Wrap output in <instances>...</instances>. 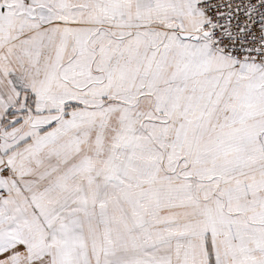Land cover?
Segmentation results:
<instances>
[{
  "label": "crops",
  "instance_id": "obj_1",
  "mask_svg": "<svg viewBox=\"0 0 264 264\" xmlns=\"http://www.w3.org/2000/svg\"><path fill=\"white\" fill-rule=\"evenodd\" d=\"M201 1L0 0V264H264V68Z\"/></svg>",
  "mask_w": 264,
  "mask_h": 264
},
{
  "label": "built area",
  "instance_id": "obj_2",
  "mask_svg": "<svg viewBox=\"0 0 264 264\" xmlns=\"http://www.w3.org/2000/svg\"><path fill=\"white\" fill-rule=\"evenodd\" d=\"M196 11L206 19L211 47L240 62L264 68V0H203ZM4 174H10L6 166ZM7 193L0 187V199Z\"/></svg>",
  "mask_w": 264,
  "mask_h": 264
},
{
  "label": "rangeland",
  "instance_id": "obj_3",
  "mask_svg": "<svg viewBox=\"0 0 264 264\" xmlns=\"http://www.w3.org/2000/svg\"><path fill=\"white\" fill-rule=\"evenodd\" d=\"M104 105L109 106L110 104H104V103H100V104H92V106H96V109H97V110L103 108L102 106H104ZM94 154L96 155L97 158H100L101 160H103L102 158H104V157H102V156L105 155V152H101V151L97 150L96 152H92V156H93ZM100 159H98V160H100ZM211 220L216 221L215 219H211V218H210V221H211Z\"/></svg>",
  "mask_w": 264,
  "mask_h": 264
},
{
  "label": "water",
  "instance_id": "obj_4",
  "mask_svg": "<svg viewBox=\"0 0 264 264\" xmlns=\"http://www.w3.org/2000/svg\"><path fill=\"white\" fill-rule=\"evenodd\" d=\"M185 37H190V34H183ZM206 36H208V34L206 35Z\"/></svg>",
  "mask_w": 264,
  "mask_h": 264
}]
</instances>
